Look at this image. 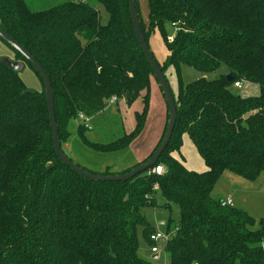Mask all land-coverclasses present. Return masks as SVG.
Instances as JSON below:
<instances>
[{
	"label": "trees",
	"instance_id": "obj_1",
	"mask_svg": "<svg viewBox=\"0 0 264 264\" xmlns=\"http://www.w3.org/2000/svg\"><path fill=\"white\" fill-rule=\"evenodd\" d=\"M98 5L107 14L104 24ZM136 8L149 48L157 34L167 51L157 61L162 72L173 66L179 75L186 65L208 73L224 65L226 73L186 84L178 79L175 124L155 165L125 181H93L55 155L42 79L0 39L41 84L28 87L0 62V264H149L138 255L137 230L156 244L144 214L156 205V191L178 207V221L166 222L169 264H264V218L221 205L211 194L224 170L248 180L264 171V0H147L145 19L137 2ZM0 27L48 74L63 151L74 134L94 152L128 148L141 129L147 93L133 129L110 141L90 140V127L78 118L96 117L112 97L129 104L149 86L153 72L135 39L128 0H62L37 9L26 0H0ZM235 82L256 84L259 92L236 94ZM166 121L149 154L123 170L96 171L66 155L91 173H125L152 155ZM182 133L205 171L187 169L172 156ZM158 165L161 173L153 171Z\"/></svg>",
	"mask_w": 264,
	"mask_h": 264
},
{
	"label": "rangeland",
	"instance_id": "obj_2",
	"mask_svg": "<svg viewBox=\"0 0 264 264\" xmlns=\"http://www.w3.org/2000/svg\"><path fill=\"white\" fill-rule=\"evenodd\" d=\"M30 7L37 9L43 5H54L62 0H26ZM139 14L144 19L147 16V0H136ZM99 11L101 23H106L107 14L104 8L100 5L96 6ZM166 33L171 38L175 33V27L167 24ZM155 43H150V49L153 52L155 59L158 62L166 56V49L159 35H154ZM0 56L12 57V53L3 45H0ZM31 75H29L30 73ZM20 73L21 80L30 88L40 89L41 84L36 75L28 67ZM221 73H226V68L221 65L212 72L201 73L198 70L181 65L179 67V75L173 66H168L164 69L163 74L170 87L173 95H176L178 90V79H181L182 84H186L199 77L206 79H215ZM232 92L241 96H252L258 94V86L253 83L241 82L239 87H231ZM147 93V110L144 115V120L137 137L131 142L128 148L122 151L98 153L85 148L77 135L74 134L72 146L65 148V154L72 156L76 161L84 164L96 171H102L106 166H110L114 171L123 170L141 159V154L145 152L154 143L158 135L159 118L161 112H165V101L161 89L153 76L149 79L147 90H143L139 97L133 102L127 104L124 99H118L116 103H111L90 121L93 127L94 121L97 126L90 128L85 132L90 140L101 142L110 141L122 133H127L133 129L135 124V114L142 112V98ZM95 124V123H94ZM76 137V138H75ZM76 141H75V139ZM147 154V153H146ZM172 156L182 162L185 168L197 172L206 170L205 162L199 155L194 144L186 133L180 135V143L177 150L171 152ZM213 197L225 200L227 196H231L232 204L254 217L257 221L264 218V171H262L255 179L248 180L231 171L224 170L215 181L212 192ZM156 205L144 209L146 220L153 223L155 230L164 234L166 233V222L170 221L171 226L178 221V207L174 202L166 203L160 192L155 194ZM161 221L163 223L161 224ZM138 239V255L149 264H169L166 255L163 251V241L156 242L158 247L157 252H151L149 245L141 235V228L137 230ZM156 255V257H153Z\"/></svg>",
	"mask_w": 264,
	"mask_h": 264
},
{
	"label": "water",
	"instance_id": "obj_3",
	"mask_svg": "<svg viewBox=\"0 0 264 264\" xmlns=\"http://www.w3.org/2000/svg\"><path fill=\"white\" fill-rule=\"evenodd\" d=\"M128 10L130 13V19L135 39L139 43L143 54L147 58L148 63L153 72V77L157 81L158 86L163 94L167 110V121L164 135L152 155L147 160L131 168L129 171L121 174L102 175L88 172L84 170L81 166L73 162L65 154L61 147L60 139L58 136V125L54 113L53 89L48 74L43 69V67L34 59V57L27 51V49H25L19 42H17L3 28L0 27V39H2L6 44H8L12 49L18 52L21 56H23L26 62L32 66L33 70L42 79L44 99L47 107L48 117L50 120V126L52 128V140L55 155L63 164L70 167L77 174L93 181H125L155 165L162 151L164 150L165 146L171 138V134L176 120V107L174 97L158 62L155 59L153 52L149 48L141 31L140 20L136 8V0H128ZM0 62L16 72H21L25 67V64L22 61L14 60L9 56H0ZM226 77L228 79L230 78L229 75H226ZM153 257H156V255H154Z\"/></svg>",
	"mask_w": 264,
	"mask_h": 264
},
{
	"label": "built area",
	"instance_id": "obj_4",
	"mask_svg": "<svg viewBox=\"0 0 264 264\" xmlns=\"http://www.w3.org/2000/svg\"><path fill=\"white\" fill-rule=\"evenodd\" d=\"M76 1V0H74ZM172 26H174V23L171 24ZM240 82H235L234 83V87H239L240 86ZM111 100H114V97L111 98ZM78 118L83 122V125L86 126V127H90L89 125V118L84 116V114L82 113H79L78 114ZM154 172L156 173H161L162 172V166L158 165V166H155L154 169H153ZM221 205H232V200L231 198L228 196L227 198H225V200H221ZM168 237V234H164V233H161L159 231H155L154 233H152L150 235V239L153 241V242H157L159 240H166ZM151 252H157L158 250V247L155 245H153L151 248H150Z\"/></svg>",
	"mask_w": 264,
	"mask_h": 264
},
{
	"label": "crops",
	"instance_id": "obj_5",
	"mask_svg": "<svg viewBox=\"0 0 264 264\" xmlns=\"http://www.w3.org/2000/svg\"><path fill=\"white\" fill-rule=\"evenodd\" d=\"M146 18V17H145ZM156 35V34H155ZM150 42H152V43H155V39H153V36L151 37V39H150ZM1 45V44H0ZM1 49V48H0ZM167 52V51H166ZM166 55H167V53H166ZM165 58V57H164ZM163 58V59H164ZM162 59V60H163ZM161 60V61H162ZM30 73V72H29ZM29 75H31V73L29 74ZM123 99V98H122ZM117 100L118 99H116V100H110L109 101V103H108V105L105 107V109H103V111H105L106 110V108L109 106V104H111V103H116L117 102ZM166 107V106H165ZM103 113V112H102ZM101 114V113H100ZM94 119H96L95 117H89V122L90 121H92V120H94ZM165 121H166V108H165V112H161V115H160V118H159V121H158V123H159V126H158V129H157V131H158V135H157V138L155 139V141H154V143L151 145V147H149L148 148V150L145 152V155L144 154H141V159H140V161L141 160H143V158L144 157H146L148 154H149V152L154 148V146L156 145V143H157V141L159 140V138H160V136H161V133H162V130H163V127H164V125H165ZM95 123V124H94ZM94 123H93V127L91 126V124H90V126H91V128H94L95 129V127L97 126V122H95L94 121ZM96 125V126H95ZM131 131V130H130ZM67 148H70V146H67ZM147 153V154H146ZM139 161V160H138ZM228 197V196H227ZM230 198H231V196H229ZM231 200H232V198H231ZM233 205V204H232ZM163 223V221H161V224Z\"/></svg>",
	"mask_w": 264,
	"mask_h": 264
}]
</instances>
